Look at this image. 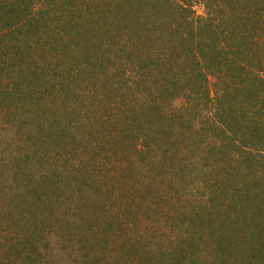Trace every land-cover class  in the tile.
Masks as SVG:
<instances>
[{"label": "rangeland", "instance_id": "1", "mask_svg": "<svg viewBox=\"0 0 264 264\" xmlns=\"http://www.w3.org/2000/svg\"><path fill=\"white\" fill-rule=\"evenodd\" d=\"M91 1L26 0V11L38 13L36 22H28L31 30L42 19L50 34L29 33L16 18L0 31V264H264V251L251 248L264 250V244L233 218L240 210L236 202L249 188H241L247 145L228 142L221 132L228 126L213 114L219 113L216 97L223 94L215 93L217 76L243 59L222 60L220 70H208L206 83L193 56L174 55L180 65L175 60L168 75L186 76V89L168 103L157 93L158 84L153 93H129V100L156 105L157 111L148 115L147 139H128L116 126V110L107 109L113 103L122 108L125 87L117 82L115 88L112 82L120 77L96 61L103 53L96 44L97 26H89L87 36L73 30L74 45L66 34L67 13L93 11L104 0ZM191 1V17L205 16V0ZM10 9L16 13L17 6ZM189 26L181 24L184 32ZM234 30L240 37L241 30ZM15 44L22 54L29 46L37 54L28 62L7 59ZM88 70L98 76L96 87L85 81ZM22 71L32 81L31 92L14 94ZM231 93L235 111L239 93ZM158 106L180 109L174 112L172 146L165 133L170 123L158 118ZM184 107L194 118L191 125ZM98 135L105 136L106 151L94 147ZM225 155L238 161L236 168L214 164ZM34 204L39 207L31 213Z\"/></svg>", "mask_w": 264, "mask_h": 264}, {"label": "trees", "instance_id": "2", "mask_svg": "<svg viewBox=\"0 0 264 264\" xmlns=\"http://www.w3.org/2000/svg\"><path fill=\"white\" fill-rule=\"evenodd\" d=\"M32 1L38 3L41 0ZM141 1L148 6L145 7L144 4V8H141ZM25 2L26 0H0V31L5 28L9 29L16 18L17 22L19 20L20 23L25 22L29 33L38 34L40 31L47 33L45 26L40 24L42 19L31 30L28 22L30 24L33 21L36 22L34 17L38 13H33L30 9L26 11ZM94 2L95 0H92L90 5H94ZM97 3V8L93 11L92 8L84 10L79 8L76 13H67L65 23L68 32L66 34L70 40L69 44L74 45L77 40L73 36L75 35L73 30L79 34L85 32L87 36L88 27L90 26L92 30L94 25L97 26L95 35L98 43L96 44L101 47L100 51L103 53L96 61H101L105 69H109L108 73H111V76L120 77L112 82L115 88H118L117 82L125 87L122 91L125 93L122 108L120 109L113 103L107 109L116 110L117 115L114 116L116 126L123 128V132L127 131L124 135L128 136V139L130 135L131 139L148 138V128L145 127L149 122V113L157 111V106L147 107L146 104L135 103L126 96L140 89L153 93V88L158 84L157 93L162 99H167L168 103L170 96L175 97L179 89H186L187 86L186 76L179 79L175 77L176 74L171 76L168 75L170 71L167 72L169 68L175 67V60L177 65H180L178 57L184 51L190 59L192 56L195 58L197 68L200 67L206 83L208 82L206 78L208 70L213 67L220 70L222 60L230 59L233 63H240V59H243L240 64L228 65V69L221 71L217 76V81L214 83L215 93L222 92L223 94L216 97L220 109L219 113L214 109L213 114L218 117L216 121L228 126L221 130L228 142L242 141L247 145L248 149L242 156L241 162L246 163L248 169L246 178H244L246 179L245 185L241 184V188H249L236 202L235 206L240 210L236 216L234 214L232 216L234 215V219L241 220L236 224L249 230L251 238L257 236L255 238H258V243L264 244V0H205L207 13L205 16L196 17V20L190 15L192 13L191 0H104ZM15 6H17L16 13L10 9ZM88 14L91 16L89 17ZM23 18L24 21H21ZM5 22L8 24L3 27ZM188 23L191 26L184 32L181 24L188 25ZM236 28L241 30L240 37H237L239 33L235 34L234 29ZM48 34L50 33L46 35ZM179 38H183L187 45H182ZM51 45L50 43L49 47ZM17 48L18 45L15 44L8 49V53L5 54L7 59H10L9 56L12 55L15 59L28 62L33 60V56L37 54L34 46H29L25 54L19 52ZM174 55L179 56L173 61ZM119 61H121V67L118 66ZM92 64L88 65V69L92 68ZM168 64L171 66L168 67ZM95 65L96 62L93 69ZM95 71H98V66ZM26 73L20 72L19 87L14 94L31 92L29 86L32 85V81L28 76L26 77ZM89 73L88 70V77L85 81L90 79L92 86L96 87L98 80L94 81V78L98 76L92 73L89 75ZM231 92L239 93L237 101L233 102L237 108L235 111L231 110L232 99L230 97L235 95ZM176 109L175 107L169 109L168 106H158L160 114L158 118L170 123V129L167 128L165 133L167 142L171 146L174 143V130L176 129L177 114L174 113L177 112ZM186 109L184 107L183 115ZM182 114L180 113L179 117L181 120L183 119ZM186 116L190 117L187 114ZM88 119L94 123L97 117L92 116ZM160 119L159 121H162ZM192 121L194 122V118L190 117L188 119L190 125ZM93 123L85 124L84 122L86 126H93ZM91 128L100 135H104L98 127ZM213 131V135L217 134L216 129ZM87 135L89 136L88 132ZM100 135L96 137L95 142L94 140L92 142L98 151L104 149L106 145V141L101 140L105 136L100 138ZM205 140L202 138L201 143ZM196 149L198 150L194 147V151ZM226 156H217L214 164H218L222 170L230 168V165L236 168L238 161L234 158H225ZM98 157H100L99 154ZM224 172L228 171L224 170ZM38 207L39 205L34 204L31 207V213L37 212ZM251 248L258 249V252L264 251L254 244Z\"/></svg>", "mask_w": 264, "mask_h": 264}]
</instances>
